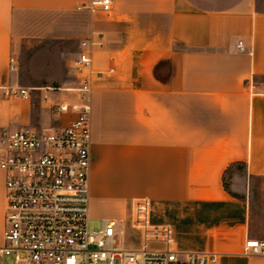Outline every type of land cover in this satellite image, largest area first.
Masks as SVG:
<instances>
[{
    "label": "crops",
    "instance_id": "1",
    "mask_svg": "<svg viewBox=\"0 0 264 264\" xmlns=\"http://www.w3.org/2000/svg\"><path fill=\"white\" fill-rule=\"evenodd\" d=\"M92 1L0 0V85L20 84L9 59L19 58L17 41L36 40L19 35V17L50 14L54 26L68 14L81 16L83 39L104 35L96 68L115 69L92 86L91 217L118 222L129 201L148 198L152 223L171 226L180 251L216 253L215 264H264V254L245 252L248 238L260 239L255 184L264 178L261 0H113L111 12L79 9ZM72 26L66 20L64 30L51 27L43 37L66 41ZM30 91L40 95L38 114L26 99L0 97V139L4 130L74 119L44 103L45 96L66 95L46 86ZM6 177L0 168V246ZM109 198L118 202L113 215L96 203Z\"/></svg>",
    "mask_w": 264,
    "mask_h": 264
},
{
    "label": "built area",
    "instance_id": "2",
    "mask_svg": "<svg viewBox=\"0 0 264 264\" xmlns=\"http://www.w3.org/2000/svg\"><path fill=\"white\" fill-rule=\"evenodd\" d=\"M97 6L111 12L113 0H93L79 9ZM103 47V34L83 39L73 64L77 81L53 90L70 92V96L44 98L52 114H74L72 121L59 126L28 125L2 134L0 168L7 176V212L0 264H7L6 256L14 259L13 264H215L216 253L180 251L171 226L152 223L148 198L132 205L134 222L144 236L140 249L120 245L118 222L112 218H101L100 230L89 229L92 86L98 78L115 73V69L95 66L94 52ZM238 47L244 49V41ZM19 68L20 60L12 54L9 73ZM0 97L32 100L28 87L11 82L0 85ZM139 252L142 261L137 258ZM245 252L264 254V239L248 238Z\"/></svg>",
    "mask_w": 264,
    "mask_h": 264
},
{
    "label": "rangeland",
    "instance_id": "3",
    "mask_svg": "<svg viewBox=\"0 0 264 264\" xmlns=\"http://www.w3.org/2000/svg\"><path fill=\"white\" fill-rule=\"evenodd\" d=\"M261 7H264V0H261ZM50 14H25L19 17L17 31L20 34H34L36 40L31 43L17 41L15 44L17 54L19 55L21 66L16 79L23 87L34 89L40 86H46L50 89H58L64 86V83L75 79V72L72 64L77 57L78 45L83 37V23L84 19L74 14H68L63 21H59L57 25L51 26L48 18ZM66 20L73 22L72 38L68 40H47L43 36H47L49 29L52 27L57 32H61L66 27ZM56 28V29H55ZM61 30V31H60ZM17 85V84H16ZM32 92V91H31ZM55 92V91H54ZM58 92V91H56ZM32 94V93H31ZM63 95L70 96V92H63L58 94L59 97ZM67 97V96H66ZM30 104V108L35 113L42 112L40 104V95L37 93L32 96V100H26ZM255 184V200L254 207L258 213L256 235L260 239H264V178H259ZM137 201V200H136ZM136 201H129L123 216L118 218V230L123 248L137 250L142 247L143 231L137 227L134 222L132 205ZM99 207L105 205L109 207L106 214L113 215L115 206L118 203L115 198H109L106 201L97 200ZM101 215L93 216L89 223L91 231L100 230L103 227ZM143 254L138 253V260H143ZM7 264H13L14 259L10 256L4 257ZM107 264V263H101Z\"/></svg>",
    "mask_w": 264,
    "mask_h": 264
}]
</instances>
